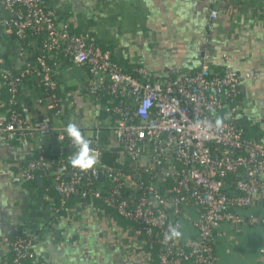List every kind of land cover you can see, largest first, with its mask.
<instances>
[{
    "label": "built area",
    "instance_id": "obj_1",
    "mask_svg": "<svg viewBox=\"0 0 264 264\" xmlns=\"http://www.w3.org/2000/svg\"><path fill=\"white\" fill-rule=\"evenodd\" d=\"M3 30L22 44L28 37L36 40L37 62L28 69L43 94L39 104L47 100L55 123L43 118L28 125L30 107L21 95L26 71L7 69L2 78L9 109L1 129L9 142L39 137L37 155L22 177L51 180L56 215L74 199L102 201L130 223L123 234H133L145 260L154 264H221L215 246L227 225L264 224L253 210L264 206V143L248 139L239 122L241 77L231 67L216 70L208 56L197 71L181 75L172 68L159 77L143 64L127 67L121 51L104 49L90 33L59 23L49 0H0ZM73 69L81 71L78 92L99 111L97 126L85 135L99 162L87 172L69 163L77 147L66 132L74 120L65 105L74 93L63 75ZM217 117L223 119L219 129ZM113 148L123 149L116 152L121 166L102 160ZM169 224H179L184 236L164 244ZM12 254L7 264H48L24 237L13 242Z\"/></svg>",
    "mask_w": 264,
    "mask_h": 264
},
{
    "label": "crops",
    "instance_id": "obj_2",
    "mask_svg": "<svg viewBox=\"0 0 264 264\" xmlns=\"http://www.w3.org/2000/svg\"><path fill=\"white\" fill-rule=\"evenodd\" d=\"M49 6L59 23L90 33L102 46L121 51L123 62L151 67L159 77L168 68L177 75L193 73L207 56L216 70L231 67L241 77L239 122L248 139L264 143V0H49ZM37 52L33 37L22 44L11 30L1 32L0 120L9 109L2 75L15 69L26 71L21 95L30 107L28 125L43 118L55 123L47 100L39 104L43 94L28 69ZM73 70L63 75L74 93L65 110L90 135L99 122L98 107L78 92L81 71ZM50 141H56L54 134ZM39 144V137L7 141L0 121V264L11 262L18 237L30 240L37 259L48 264H154L145 260L133 234H123L130 225L107 214L100 201L74 199L66 212L55 214L51 180L22 177ZM253 210L264 216L262 204ZM215 251L221 264H264V224L227 225Z\"/></svg>",
    "mask_w": 264,
    "mask_h": 264
},
{
    "label": "clouds",
    "instance_id": "obj_3",
    "mask_svg": "<svg viewBox=\"0 0 264 264\" xmlns=\"http://www.w3.org/2000/svg\"><path fill=\"white\" fill-rule=\"evenodd\" d=\"M198 124L201 122H197ZM204 123H207L206 121ZM223 125V119L216 118V127L219 129ZM66 132L69 138L77 147V152L70 158V165L73 168L79 169L82 172H87L93 169L99 162L98 154L91 146L92 141L84 135L80 127L76 123H68ZM183 232L179 224H169L166 233L164 234L163 243H176L183 239Z\"/></svg>",
    "mask_w": 264,
    "mask_h": 264
},
{
    "label": "trees",
    "instance_id": "obj_4",
    "mask_svg": "<svg viewBox=\"0 0 264 264\" xmlns=\"http://www.w3.org/2000/svg\"><path fill=\"white\" fill-rule=\"evenodd\" d=\"M97 43L99 45L102 46V44L100 43L99 40H97ZM104 49H109V50H112L113 51V48L112 47H104L102 46ZM125 64L127 65V67H134L135 65H130L128 63L125 62ZM6 90V89H5ZM7 92V91H6ZM58 95L59 97H64V95L59 91L58 92ZM120 156L116 153V152H112V151H106L104 154H103V161L108 164V165H112V166H121V160L119 159ZM102 203V206L105 208L106 210V213L107 214H110L111 216L115 217V219L121 224V225H124L125 226H128L130 225V223L124 219H122L121 217H119L113 210L107 208L105 206V204L100 201Z\"/></svg>",
    "mask_w": 264,
    "mask_h": 264
},
{
    "label": "water",
    "instance_id": "obj_5",
    "mask_svg": "<svg viewBox=\"0 0 264 264\" xmlns=\"http://www.w3.org/2000/svg\"><path fill=\"white\" fill-rule=\"evenodd\" d=\"M53 145H54V149H55L56 153L59 154L60 151H61V149H60V146L58 145V142L55 141V142L53 143ZM64 152H65V153H68L69 150H68V149H65ZM112 152H123V149H122V148H113V149H112ZM38 181L40 182V179H38ZM99 181H105V179H104L103 177L99 176Z\"/></svg>",
    "mask_w": 264,
    "mask_h": 264
}]
</instances>
